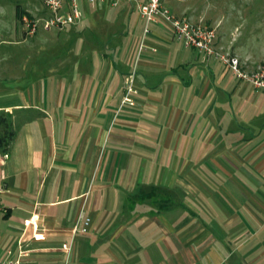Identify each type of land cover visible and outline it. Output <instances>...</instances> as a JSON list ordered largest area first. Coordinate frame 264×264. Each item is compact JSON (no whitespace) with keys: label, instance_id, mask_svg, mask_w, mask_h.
Segmentation results:
<instances>
[{"label":"crops","instance_id":"0c3cea01","mask_svg":"<svg viewBox=\"0 0 264 264\" xmlns=\"http://www.w3.org/2000/svg\"><path fill=\"white\" fill-rule=\"evenodd\" d=\"M161 1L183 19L217 26V48L249 67L264 63L256 50L263 3ZM91 7L83 52H94L95 33L106 38L117 63L107 59L108 78L85 69L74 90L69 71L51 86L38 74L30 82L0 77V112L15 133L7 157L0 154V260L264 264V123L254 126L264 91L183 46L161 18L144 34L133 2ZM133 52L140 77L130 105L120 66ZM158 153L174 171L154 184L135 169ZM80 214L90 218L88 230L72 235Z\"/></svg>","mask_w":264,"mask_h":264},{"label":"rangeland","instance_id":"374dc122","mask_svg":"<svg viewBox=\"0 0 264 264\" xmlns=\"http://www.w3.org/2000/svg\"><path fill=\"white\" fill-rule=\"evenodd\" d=\"M220 1L232 3L238 0ZM261 1L262 0H255V2L263 3L264 5V1ZM78 2L81 11V20L78 25H67L60 31L56 29L45 31L39 27L34 35H25L24 27L21 25L20 21L16 19L15 8L18 5L21 10L26 9L31 16H43L41 0H0V77L7 78L9 82H12V79H17L25 75V80L30 82V80H35V78H37L35 75L38 74L40 75L39 78L41 82L46 80L51 86V81L55 80L57 77H60L65 83L68 77H70L66 75V72L69 71L70 75L73 76L72 85L74 86V90H76L77 87L79 89L81 88V85L78 83L83 79L81 75L85 72V69H91V71L94 72L93 74L98 72L97 76L99 80L102 77L108 78V68L111 67L107 66V59L109 63L113 62L117 64L115 61L116 55L115 57L114 55L112 56L111 50L103 48V46L106 45L104 42L106 38L103 39L101 33H95V41L91 43L94 52H83V40L87 38V32L84 27H86L85 24L90 21L89 19L93 18L92 15H94L96 11L84 0H79ZM246 2L253 3V0H247ZM231 7L232 6L228 5V8L231 9ZM251 7L252 6L249 4L248 8L250 9ZM214 13L216 15H221L222 11L216 10ZM119 19L120 17H117L118 22H123V18ZM124 19L127 21L126 16ZM88 25L92 31L96 30L91 24ZM109 29L111 28L105 26V28L100 27L99 30L105 32V30L107 31ZM260 31L261 34L256 44V50L260 53H264V24L261 26ZM96 32L99 31L96 30ZM87 40L89 41V39ZM101 53H103L104 56H102ZM102 57L103 59L101 60ZM138 58L139 54L137 56V59ZM123 61L124 64H122L120 68L125 71L123 83L126 90L129 84L132 85L135 78L140 77V74L137 72L138 66L135 63V52L129 57L126 53ZM88 63L91 65L87 67ZM19 82L20 80H16V83ZM51 89L52 87L50 90L48 87L47 92L51 91ZM130 96H134V94L131 93ZM127 106L128 105H125V107ZM244 110L250 114L253 107L246 106ZM263 123L264 114L258 117L254 126L259 129V126ZM159 156L160 153L153 159V163L151 164H144L139 167L136 166L135 173L138 171L143 173V170L149 171L150 181H155L156 183L154 182V184H158L163 175L168 179L174 171V165L162 164ZM152 157H154L153 152ZM165 165H167L166 172L163 170ZM138 189H149V187H145L143 182H140Z\"/></svg>","mask_w":264,"mask_h":264},{"label":"built area","instance_id":"2783aa9c","mask_svg":"<svg viewBox=\"0 0 264 264\" xmlns=\"http://www.w3.org/2000/svg\"><path fill=\"white\" fill-rule=\"evenodd\" d=\"M79 0H41L43 16H31L28 12L21 14L20 23L24 27L25 35H33L39 27L45 31L53 29L61 30L67 25H76L81 20ZM90 6L99 3H108L111 7H116L122 1L133 2L136 4L139 15L144 20L143 33L150 31V24L161 18L166 22L173 37L179 40L185 47H193L203 52L207 57H213L220 61L237 80L249 82L254 90L264 91V63L255 64L249 67V63L239 56L224 51L215 46L217 37V26H210L202 21L191 22L173 13L161 0H84ZM135 89L129 84L123 102L130 105L134 104L130 97L135 93ZM7 153L2 154L6 158ZM90 223V218L80 214L70 229L72 235L76 232H86ZM62 248L69 250L68 244H62ZM11 251L7 252L10 255ZM0 264H18L17 260H0Z\"/></svg>","mask_w":264,"mask_h":264},{"label":"trees","instance_id":"16d2710c","mask_svg":"<svg viewBox=\"0 0 264 264\" xmlns=\"http://www.w3.org/2000/svg\"><path fill=\"white\" fill-rule=\"evenodd\" d=\"M24 12L26 11L21 10L17 5L15 8L16 19L20 21L21 14ZM14 134L8 114L0 112V154L7 153Z\"/></svg>","mask_w":264,"mask_h":264}]
</instances>
